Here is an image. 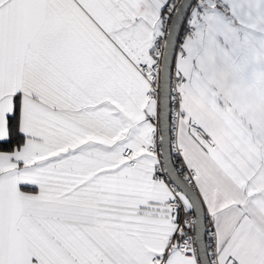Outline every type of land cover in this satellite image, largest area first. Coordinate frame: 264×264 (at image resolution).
Wrapping results in <instances>:
<instances>
[{
	"label": "snow or ice",
	"instance_id": "1",
	"mask_svg": "<svg viewBox=\"0 0 264 264\" xmlns=\"http://www.w3.org/2000/svg\"><path fill=\"white\" fill-rule=\"evenodd\" d=\"M0 264H264V0H0Z\"/></svg>",
	"mask_w": 264,
	"mask_h": 264
}]
</instances>
